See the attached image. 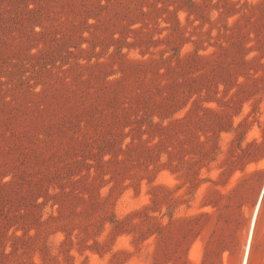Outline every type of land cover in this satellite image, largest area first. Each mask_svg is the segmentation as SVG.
Segmentation results:
<instances>
[{"label":"rangeland","instance_id":"374dc122","mask_svg":"<svg viewBox=\"0 0 264 264\" xmlns=\"http://www.w3.org/2000/svg\"><path fill=\"white\" fill-rule=\"evenodd\" d=\"M0 264H264V0H0Z\"/></svg>","mask_w":264,"mask_h":264},{"label":"bare ground","instance_id":"6f19581e","mask_svg":"<svg viewBox=\"0 0 264 264\" xmlns=\"http://www.w3.org/2000/svg\"><path fill=\"white\" fill-rule=\"evenodd\" d=\"M249 248V247H248ZM249 250V249H248Z\"/></svg>","mask_w":264,"mask_h":264}]
</instances>
